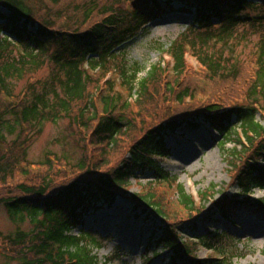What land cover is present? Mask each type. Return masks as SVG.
I'll return each mask as SVG.
<instances>
[{"label": "trees", "instance_id": "trees-1", "mask_svg": "<svg viewBox=\"0 0 264 264\" xmlns=\"http://www.w3.org/2000/svg\"><path fill=\"white\" fill-rule=\"evenodd\" d=\"M124 3H131L130 11L122 7ZM258 6L264 7V0H0V205L12 222L22 223L27 217L32 224L28 232L19 230L2 238V251L10 263L101 264L94 252L102 248L98 234L91 228L76 235L73 231L84 225L83 218L97 214L99 203L127 197L131 180H149L131 196L136 208L169 221L154 186L163 183L164 191H170L177 179L154 157L167 152L164 139L169 131L201 111H208L207 121L223 136L221 147L227 142L237 145L232 157L254 150L250 153L254 163L235 166L239 192L233 199L216 202L217 213L233 228L236 210L264 221V199H250L253 189H264V167L258 166L259 161L264 163V126L256 120L258 111L264 115L256 103L258 98L264 100V17L241 14ZM169 12L191 15L193 23L167 51L172 68L161 63L137 82L139 69L129 73L124 46ZM254 36L258 39L252 59L242 63L235 56L236 48ZM50 44L58 49L48 56ZM225 52L230 53L228 57ZM188 53L201 67V75L193 82L186 74ZM43 67L47 78L28 82L23 94L14 93L13 82ZM112 67L120 70L129 97L135 92L138 100L98 96L101 86L95 92L90 89L91 73L108 72ZM240 84L247 96L236 93L234 87ZM107 85L108 92L114 93L112 84ZM198 94L210 103L205 108L189 107L187 101H196ZM238 99L249 104H235ZM60 120H67L73 132H91L89 145L94 148L90 150L86 135L78 132L85 142V157L74 167L65 159L62 175L39 177L26 172L24 165L35 138L46 123ZM189 126L196 127L195 122ZM52 161L48 158L41 167L51 173ZM174 185L179 207L195 212L193 198L181 184ZM242 195L246 200L237 201ZM183 226L175 224L155 234V245L172 251L174 261L183 264L224 261H199L193 255L194 244L184 246L177 238L175 232ZM190 230L194 243L218 253L222 250L213 246L211 238L231 237L227 232L218 235V230L208 235ZM118 261L119 257L107 258L104 264Z\"/></svg>", "mask_w": 264, "mask_h": 264}, {"label": "rangeland", "instance_id": "rangeland-1", "mask_svg": "<svg viewBox=\"0 0 264 264\" xmlns=\"http://www.w3.org/2000/svg\"><path fill=\"white\" fill-rule=\"evenodd\" d=\"M122 7L130 11L131 3H124ZM241 14H248L250 18L255 16L264 17V7L258 6L254 9H245ZM192 23L193 16L191 15L169 12L149 23L144 31L124 46L129 73L131 74L135 67L139 69L137 82L145 79L151 68L161 63L163 65L165 63L166 67L172 68L173 62L167 51ZM257 39V36H254L250 43L237 46L235 56H237L239 61L244 63L252 59L250 55L253 54ZM56 49H58L56 45L50 44L48 56ZM229 54L225 52L224 56L228 57ZM185 60L187 66L186 74L189 81L193 82L198 79V75H201V67L196 57L191 53L186 54ZM173 74L172 71L171 78L175 77ZM29 76L32 78H29ZM29 76L21 81L12 83L15 94H23L28 82L30 83L34 79L42 81L47 78L48 70L43 67L36 74ZM91 78L93 84L90 89L93 92L96 91L98 86L102 87L98 88L100 91L97 92L98 96L100 94H108L109 96L114 94L124 97L125 100L129 99L128 86L125 85L124 78L116 67H112L108 72H92ZM163 78H166V75ZM185 78L187 77L185 76ZM166 82V80L163 81L164 85ZM108 83L112 84L114 93L108 92L109 89L106 87ZM236 88L238 95L247 96V90L243 84L234 87V89ZM238 102L239 99L235 101V104H249V102ZM209 103L208 98L202 94L197 95L196 101H187L189 107L193 106L195 109L205 108ZM256 103H258V110L264 109V100L258 98ZM176 105V103L173 104V108ZM134 108L137 109V107ZM258 112L256 120L264 126V115L261 111ZM202 113L201 111L198 114ZM164 116L166 117V114ZM232 122L234 124V118ZM78 132L83 133L80 129ZM78 132H73L70 129L67 120H60L56 124L46 123L43 126L42 133L35 138L28 151V163L24 165L25 171L39 177H43L45 174L58 175L63 171L62 165L65 164V159L74 167L75 164L83 159L82 157H85V142L84 140L82 142V135ZM85 133L83 134L84 137L86 135V145L91 150V148H94L89 145L92 134L91 132ZM220 140L221 137L211 131L208 125H202L201 129H194L193 131L186 126L184 130L177 131L164 142L169 152L165 157L158 160L159 165L171 177H176L177 181L174 184H181L186 194L193 198V209L195 210V212L190 213L179 207L175 197L176 189L174 184L170 185V191H164L165 186L163 183L157 184L154 188L158 192V199L166 206L167 216H169V223H167L166 227L170 228L175 226V224L185 223L182 229L184 235L181 238L189 246L194 244L192 247L193 252L199 261L219 258L224 260L221 264H228L230 261H232V264H264V221L236 210V214L235 212L233 214L236 218L235 222L239 226L233 228L228 220L218 216L215 207L216 202L238 193L240 189L234 179L235 166L239 168L248 161L254 163L250 159V153L254 150L250 149L242 153L239 147L237 150L242 154L239 158H234L232 156L237 145L227 142L225 146L218 147L217 143ZM124 147L125 145L122 144L121 149ZM121 149L116 153L114 152L112 156H116ZM246 149L249 148L246 147ZM48 158L53 160L51 173L41 167V164ZM258 166L264 167V163L259 161ZM148 181V179L131 180L126 190L128 196L118 201L114 210L107 211L105 209L94 216L83 218L84 225H79L74 229L73 234L75 235L79 234L82 229L88 230L90 228L98 234L102 248H98L94 252L100 259L101 264H104L107 258L114 257H119L120 259L116 264H145L147 261L149 264H175L173 253L166 249H158V246L154 243L153 222L160 220L157 218L147 219L146 214L142 216L139 224H136L133 220L136 212L134 211V206L129 203L132 202L131 196L141 192L140 187L146 186ZM262 198H264V190H255L250 197L255 202ZM239 200L244 199L240 198ZM193 228L195 229V234L198 235H208L218 230V235L220 232H227L230 234L229 236L233 237L230 239L231 237L224 234L218 239H213L209 236L213 246L221 248L222 251L218 253L205 249L189 239L188 237L191 236L189 235L191 234L190 229ZM31 229L32 224L27 217L22 223H14L9 218L6 209L0 205V264H13L4 256L2 238L19 230L28 232ZM232 256H234V259L231 260ZM178 264L181 263L179 262Z\"/></svg>", "mask_w": 264, "mask_h": 264}, {"label": "clouds", "instance_id": "clouds-1", "mask_svg": "<svg viewBox=\"0 0 264 264\" xmlns=\"http://www.w3.org/2000/svg\"><path fill=\"white\" fill-rule=\"evenodd\" d=\"M132 100H138L139 99V96L133 94V96L131 97Z\"/></svg>", "mask_w": 264, "mask_h": 264}]
</instances>
